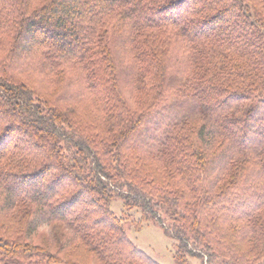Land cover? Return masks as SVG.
<instances>
[{
  "label": "trees",
  "instance_id": "trees-1",
  "mask_svg": "<svg viewBox=\"0 0 264 264\" xmlns=\"http://www.w3.org/2000/svg\"><path fill=\"white\" fill-rule=\"evenodd\" d=\"M171 93L202 115L139 144ZM262 107L264 0H0V264H158L126 237L116 195L167 219L178 261L192 243L264 264ZM38 215L65 235L40 244Z\"/></svg>",
  "mask_w": 264,
  "mask_h": 264
},
{
  "label": "rangeland",
  "instance_id": "rangeland-1",
  "mask_svg": "<svg viewBox=\"0 0 264 264\" xmlns=\"http://www.w3.org/2000/svg\"><path fill=\"white\" fill-rule=\"evenodd\" d=\"M184 78L180 74H174L170 80L171 90H175ZM40 90L51 91L53 88L46 87L45 83H39ZM52 95V94H51ZM49 95V96H51ZM235 100H230L228 102V107L235 108ZM66 106V105H65ZM84 114L85 110L81 107L79 108ZM202 106L195 99H178L174 93L167 102L166 108L158 115H155L144 128L140 138L138 139L139 144H144L149 148L156 146L165 132V127L176 120H180L186 117L201 116ZM255 117L257 119L264 118V107L257 109L255 111ZM210 122V121H209ZM253 143H257V139L252 138ZM250 207H248L249 209ZM247 209V210H248ZM110 210L119 220L123 219V226L125 229L126 237H128L133 245V248H138L141 252L146 254L149 258L157 262L158 264H232L229 260L223 257H216L215 259H210L202 248H195L192 243H190L189 248L191 249L193 255L187 256L183 261H178L176 259L179 242L171 236H168L165 230L162 229L163 226L169 227V222L164 217V222L162 225L152 222L144 221L143 215L138 209L128 210L124 206V202L120 200V197L116 195L110 204ZM264 222V218H263ZM262 230H264V223ZM36 227L38 229L37 241L40 244H45L48 240L52 239L54 236L57 239L62 238L64 230L62 228L54 231L51 225V221L48 217L44 215H38L36 219ZM59 237V238H58ZM252 243H245L241 247H238L246 254L253 251V247L258 244L256 239H250ZM260 243V242H259ZM263 243V241L261 242ZM70 254H77L78 251L75 249H70ZM60 264H65L62 262Z\"/></svg>",
  "mask_w": 264,
  "mask_h": 264
},
{
  "label": "snow or ice",
  "instance_id": "snow-or-ice-1",
  "mask_svg": "<svg viewBox=\"0 0 264 264\" xmlns=\"http://www.w3.org/2000/svg\"><path fill=\"white\" fill-rule=\"evenodd\" d=\"M65 180H66V177H63V176L53 177V179H52V188L55 189L57 187H63Z\"/></svg>",
  "mask_w": 264,
  "mask_h": 264
}]
</instances>
